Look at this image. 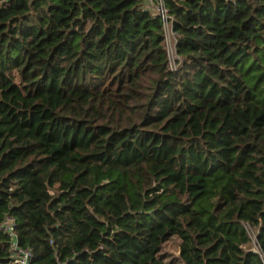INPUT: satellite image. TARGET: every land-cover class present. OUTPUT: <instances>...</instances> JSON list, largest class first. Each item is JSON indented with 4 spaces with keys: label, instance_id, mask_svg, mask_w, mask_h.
I'll return each instance as SVG.
<instances>
[{
    "label": "trees",
    "instance_id": "1",
    "mask_svg": "<svg viewBox=\"0 0 264 264\" xmlns=\"http://www.w3.org/2000/svg\"><path fill=\"white\" fill-rule=\"evenodd\" d=\"M165 3L0 0V264H264V0Z\"/></svg>",
    "mask_w": 264,
    "mask_h": 264
},
{
    "label": "built area",
    "instance_id": "2",
    "mask_svg": "<svg viewBox=\"0 0 264 264\" xmlns=\"http://www.w3.org/2000/svg\"><path fill=\"white\" fill-rule=\"evenodd\" d=\"M148 3L150 5L151 10L156 15H158L163 22L164 32H165L164 41H165V45L167 49L170 48L169 47L170 45L172 46V48L174 46L175 52L177 54V51H176V45H177V40H178L177 33L173 29V16L170 13V10L166 5L165 0H148ZM168 53H169V50H168ZM170 64H171V60H170ZM175 66L171 64L172 68H175ZM5 228L10 232L12 236H14V224H13L12 219H9L7 221ZM13 247L17 251V254L13 260L14 264H31V258L33 256V251L30 248L20 246L16 239H14L13 241Z\"/></svg>",
    "mask_w": 264,
    "mask_h": 264
},
{
    "label": "rangeland",
    "instance_id": "3",
    "mask_svg": "<svg viewBox=\"0 0 264 264\" xmlns=\"http://www.w3.org/2000/svg\"><path fill=\"white\" fill-rule=\"evenodd\" d=\"M169 47L170 48H168V50L171 64L175 66L178 55L175 52L174 46L173 48L171 45ZM254 247H257L256 243H254ZM163 252H165L166 259L170 261V264H183L179 257V238L177 235H173L169 240H167V242L164 244Z\"/></svg>",
    "mask_w": 264,
    "mask_h": 264
}]
</instances>
